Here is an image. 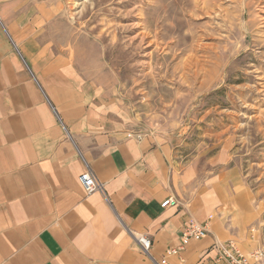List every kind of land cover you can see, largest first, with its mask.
Returning <instances> with one entry per match:
<instances>
[{
	"label": "crops",
	"instance_id": "1",
	"mask_svg": "<svg viewBox=\"0 0 264 264\" xmlns=\"http://www.w3.org/2000/svg\"><path fill=\"white\" fill-rule=\"evenodd\" d=\"M40 8L0 0V264H215L216 243L239 240L228 198L199 188L163 138L128 137L130 115L48 41L55 16ZM82 158L104 192L85 194ZM192 222L210 234L184 243ZM133 235L151 238L150 255Z\"/></svg>",
	"mask_w": 264,
	"mask_h": 264
},
{
	"label": "rangeland",
	"instance_id": "2",
	"mask_svg": "<svg viewBox=\"0 0 264 264\" xmlns=\"http://www.w3.org/2000/svg\"><path fill=\"white\" fill-rule=\"evenodd\" d=\"M34 1L53 10L48 41L130 115L127 132L171 144L199 188L228 198L241 248H264V0Z\"/></svg>",
	"mask_w": 264,
	"mask_h": 264
},
{
	"label": "built area",
	"instance_id": "3",
	"mask_svg": "<svg viewBox=\"0 0 264 264\" xmlns=\"http://www.w3.org/2000/svg\"><path fill=\"white\" fill-rule=\"evenodd\" d=\"M145 134L129 133V138H135L141 140ZM85 171L79 177V183L83 188L85 194L90 196L96 192H104L105 185L101 183L94 173L92 172L89 164L82 158ZM179 202L175 198H168L162 204V208H175L178 207ZM209 224H201L198 222H192L186 226L182 232V240L187 243L191 240H201L206 238L209 232ZM136 242L140 246L141 250L146 254L150 255L152 247V240L146 235H133ZM217 257L215 264H264V248L253 250L250 252H242L238 243L235 241H229L227 243L217 242ZM179 250L175 249L171 251L172 255H178ZM155 264H169L166 259Z\"/></svg>",
	"mask_w": 264,
	"mask_h": 264
}]
</instances>
